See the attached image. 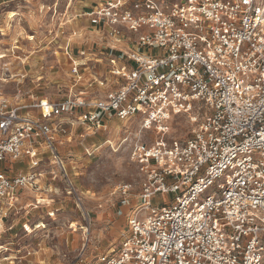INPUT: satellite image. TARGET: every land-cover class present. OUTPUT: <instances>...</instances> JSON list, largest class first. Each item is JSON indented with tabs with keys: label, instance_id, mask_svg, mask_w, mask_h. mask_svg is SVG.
<instances>
[{
	"label": "built area",
	"instance_id": "built-area-1",
	"mask_svg": "<svg viewBox=\"0 0 264 264\" xmlns=\"http://www.w3.org/2000/svg\"><path fill=\"white\" fill-rule=\"evenodd\" d=\"M89 16L105 49L78 55L91 70L106 59L108 75L92 85L116 89L0 102V222L25 192L53 193L57 180L82 203L59 149L72 129L90 137L118 121L139 201L99 264H264V0H106ZM84 64L74 62L78 82ZM178 118L193 126L189 138L171 136ZM16 162L27 171L1 169ZM132 189L119 192L128 200Z\"/></svg>",
	"mask_w": 264,
	"mask_h": 264
},
{
	"label": "rangeland",
	"instance_id": "rangeland-1",
	"mask_svg": "<svg viewBox=\"0 0 264 264\" xmlns=\"http://www.w3.org/2000/svg\"><path fill=\"white\" fill-rule=\"evenodd\" d=\"M105 1L0 0V102L28 106L41 99L105 98L114 91V85L102 88L94 84L91 88L89 81L88 85L83 80L78 82L71 73L78 53L86 46L96 53L105 49L103 43L99 47L101 34L92 30L89 16ZM91 34L98 38L97 45H87ZM108 63L93 66L99 79L108 74ZM80 72L85 73L82 67ZM27 112L38 115L34 109H25ZM109 124L110 130L86 140L90 154L76 142L73 147L60 149L82 203L66 194V185L60 180L52 182L53 193L48 192L47 185V192H29L21 197L10 219L4 226L0 222V264H99L118 248L129 216L119 188L133 186L129 201L134 205L141 175L130 160L129 144H122L126 126L118 121ZM127 125L136 127V123ZM192 128L186 119L178 118L171 136L184 140L191 136ZM148 137L144 138L147 142L155 139ZM3 168L11 175L27 171L26 162L4 163Z\"/></svg>",
	"mask_w": 264,
	"mask_h": 264
},
{
	"label": "crops",
	"instance_id": "crops-1",
	"mask_svg": "<svg viewBox=\"0 0 264 264\" xmlns=\"http://www.w3.org/2000/svg\"><path fill=\"white\" fill-rule=\"evenodd\" d=\"M91 40H89L88 41V44L87 45H89L90 44V46L91 45H93V44H95V45H97L98 43L96 42L97 40H98V38L97 37H95V35H92L91 34ZM86 45V44H85ZM102 46V42H101V40L99 41V47H101ZM87 47V46H86ZM85 47V49H87ZM83 50V49H82ZM77 53H78V51H77ZM79 54V53H78ZM79 61L81 62V63H85V62H87L86 61V59L84 60L82 57H79ZM104 61H107L106 59L105 60H99V61H94V62H92L90 65L91 66H98V65H102L103 64V62ZM108 62V61H107ZM107 67H109V64H108V66ZM82 68H83V70L85 71V73H81L82 74V76H83V78H82V80L85 82V85H88V82L87 81H89V83H91V84H89V86L92 88L93 87V85H92V82H93V79L94 78H98L99 79V77H100V75H99V73L97 72H95V71H92L91 69H89L88 67H87V65H83L82 66ZM95 68V67H94ZM105 73H106V71H105ZM87 74L89 75V79L88 78H86V76H87ZM108 74L106 73L105 74V76H107ZM75 78V77H74ZM97 86H99L98 84H97ZM108 87V86H107ZM102 88H105V87H102ZM39 101V100H38ZM71 136H72V141L70 142V143H66V144H64V146L63 147H66V146H68V147H73V145H74V143L76 142V143H78V146L85 152V154H87V151L89 150H87L86 151V148H85V142H86V140H88L89 138H91V136L90 137H85L86 135L83 133V130H82V128L81 127H79V128H76V129H72V131H71ZM89 147H91V146H87V148H89ZM62 147H60V149H61ZM59 149V150H60ZM90 151V150H89ZM42 190H46L45 192H47V187L45 186H42ZM29 192L30 191H28V192H25V194H23L22 195V198H24L27 194H29ZM36 193V192H35ZM140 193V192H139ZM139 193H138V195H137V197H136V203L134 204V205H132L130 202L131 201H129V199L128 200H125L124 199V202H123V204H124V207H125V209H126V211L125 212H128V210H129V215H130V213H131V211H132V209L138 204V201H139ZM36 202H37V204L39 205L40 204V202L38 201V200H36ZM12 216V215H11ZM10 216V217H11ZM129 217V216H128ZM21 219V221L22 220H24V216L23 217H20ZM10 219V218H9ZM19 220V221H20ZM2 223V225L4 226V224H5V222L3 223V222H1ZM43 251H44V249H42ZM29 264H36V262H30ZM46 264H56V261H52V262H50V261H47V263Z\"/></svg>",
	"mask_w": 264,
	"mask_h": 264
},
{
	"label": "bare ground",
	"instance_id": "bare-ground-1",
	"mask_svg": "<svg viewBox=\"0 0 264 264\" xmlns=\"http://www.w3.org/2000/svg\"><path fill=\"white\" fill-rule=\"evenodd\" d=\"M85 231H86V232H88V230H87V229H85Z\"/></svg>",
	"mask_w": 264,
	"mask_h": 264
}]
</instances>
